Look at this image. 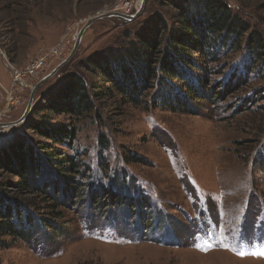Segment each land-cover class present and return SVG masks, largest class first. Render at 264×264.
Wrapping results in <instances>:
<instances>
[{
    "label": "rangeland",
    "instance_id": "obj_1",
    "mask_svg": "<svg viewBox=\"0 0 264 264\" xmlns=\"http://www.w3.org/2000/svg\"><path fill=\"white\" fill-rule=\"evenodd\" d=\"M140 2L0 0V47L6 61L19 70L48 54L12 109L7 92L15 86V75L0 60V123L23 115L32 88L70 54L89 18L127 13L129 5L135 13ZM226 2L251 28L215 65L212 97L193 102L187 112L105 101L100 117L74 118L76 148L68 151L82 155L85 190L75 199L62 189L59 230L47 229L35 241L19 240L0 250V264H264V256L252 254L264 249V44L260 56H248L251 34L264 41V0ZM154 11L169 16L174 10L168 0H145L133 20H95L73 64L42 84L34 103L75 62L127 41L126 33L133 36ZM54 47L58 55L50 54ZM228 80L236 84L233 92L213 100L215 84ZM22 125L0 129V140ZM109 186L124 199L107 196L95 203L92 192ZM135 197L147 199V207L137 205Z\"/></svg>",
    "mask_w": 264,
    "mask_h": 264
},
{
    "label": "trees",
    "instance_id": "obj_2",
    "mask_svg": "<svg viewBox=\"0 0 264 264\" xmlns=\"http://www.w3.org/2000/svg\"><path fill=\"white\" fill-rule=\"evenodd\" d=\"M168 1L174 10L169 16L154 11L133 36L126 33L127 41L75 62L33 104L18 129L22 131L0 140V250L19 240L35 241L47 229L56 233L55 222L64 203L62 189L75 199L85 190L81 181L87 170L82 155L68 151L76 148L74 118L100 117L105 101L187 112L193 102L201 104L212 97L211 76L220 58L251 27L226 0ZM263 44L256 32L251 34L248 56H260ZM229 80L215 84L218 91L213 100L233 92L236 84ZM61 116L70 121L58 120ZM105 139L101 137L102 146L107 144ZM92 193L95 203L107 196L115 202L124 199L111 186ZM134 199L141 208L147 207L146 198ZM40 209L50 216L39 215Z\"/></svg>",
    "mask_w": 264,
    "mask_h": 264
},
{
    "label": "water",
    "instance_id": "obj_3",
    "mask_svg": "<svg viewBox=\"0 0 264 264\" xmlns=\"http://www.w3.org/2000/svg\"><path fill=\"white\" fill-rule=\"evenodd\" d=\"M144 8H145V0L142 2V5L140 6V8L133 14H127V13H123V12H119V11H112L109 13H103L100 15H95V16L89 18L87 20V22L85 23V25L79 31L76 42H75L74 47H73L72 51L70 52V54L64 60H62L60 62V64L55 69H53L50 73H48L46 76H44L42 79H40L35 84V86L32 88L31 96L29 98L27 107H26L23 115L15 121L0 123V126L1 127H14V126H17V125L23 123L27 119V117H28V115L31 112V109L33 107L34 97L36 95L38 88L42 84H44L48 79H50L52 76H54L61 69V67H63L65 64H67L68 62H70L73 59V57L75 56V54L79 48L81 41H82V37H83L84 32L95 20H99V19H102L105 17H110V16L111 17L112 16H120L122 18H125L126 20H133L134 18L138 17L143 12Z\"/></svg>",
    "mask_w": 264,
    "mask_h": 264
},
{
    "label": "built area",
    "instance_id": "obj_4",
    "mask_svg": "<svg viewBox=\"0 0 264 264\" xmlns=\"http://www.w3.org/2000/svg\"><path fill=\"white\" fill-rule=\"evenodd\" d=\"M131 11L132 8L129 5L127 14H133V12ZM50 54L58 55L59 48L58 47L52 48ZM0 55H1V59H0L1 62L7 66L8 70H13L15 75V86H13V88L7 92V105L8 108L10 107L12 109L13 107H15V104L18 103L19 100L21 99L20 92L23 90L24 87H26L27 82L30 79L34 78L38 74V72L42 70L43 65L47 61L46 55L48 56V54L39 56L31 64L27 65L24 69H19V70L15 69L12 65L8 63V61H6L7 60L6 53L2 50L1 47H0ZM3 128H10V127L0 126V129Z\"/></svg>",
    "mask_w": 264,
    "mask_h": 264
},
{
    "label": "snow or ice",
    "instance_id": "obj_5",
    "mask_svg": "<svg viewBox=\"0 0 264 264\" xmlns=\"http://www.w3.org/2000/svg\"><path fill=\"white\" fill-rule=\"evenodd\" d=\"M199 247V245H197ZM245 253H241V255H244ZM253 255H260V256H264V249L258 251V252H254L252 253Z\"/></svg>",
    "mask_w": 264,
    "mask_h": 264
},
{
    "label": "bare ground",
    "instance_id": "obj_6",
    "mask_svg": "<svg viewBox=\"0 0 264 264\" xmlns=\"http://www.w3.org/2000/svg\"><path fill=\"white\" fill-rule=\"evenodd\" d=\"M140 5H142V0H141V2H140Z\"/></svg>",
    "mask_w": 264,
    "mask_h": 264
}]
</instances>
